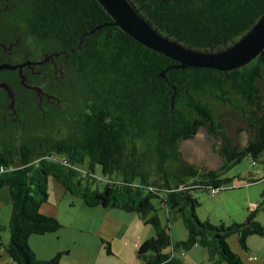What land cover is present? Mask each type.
Here are the masks:
<instances>
[{
  "label": "trees",
  "instance_id": "1",
  "mask_svg": "<svg viewBox=\"0 0 264 264\" xmlns=\"http://www.w3.org/2000/svg\"><path fill=\"white\" fill-rule=\"evenodd\" d=\"M11 1L16 8L4 14L5 31L16 29L25 55L48 60L36 66V75L29 68L23 75L19 69L0 73L14 96L0 90V190L11 193V263L61 264L67 254L41 260L30 245L32 236L64 228L41 212L53 178L90 208L136 214L153 226L156 235L138 248L142 264H184L177 251L194 246L204 247L214 264H244L228 238L237 235L247 250L250 236L264 238V226L254 212L244 224L201 221L192 191L221 192L230 179L180 165L179 145L208 128L223 137L226 169L248 155L264 164V51L229 72L178 69V62L110 25L114 21L98 0ZM129 1L162 35L201 52L224 51L264 17V0ZM208 96L238 111L254 129L246 147L233 146ZM58 123L60 136H53L48 130ZM154 199L180 215L187 240H173ZM103 243L111 254V243Z\"/></svg>",
  "mask_w": 264,
  "mask_h": 264
},
{
  "label": "rangeland",
  "instance_id": "2",
  "mask_svg": "<svg viewBox=\"0 0 264 264\" xmlns=\"http://www.w3.org/2000/svg\"><path fill=\"white\" fill-rule=\"evenodd\" d=\"M43 60L41 57L35 59V61H39L38 63ZM260 84L264 99V80ZM207 100L211 102L218 122L224 127L233 146L246 147L255 137L254 129L232 107L215 102L210 96L207 97ZM65 127L67 128L66 125ZM59 129L60 123L55 125L54 129H49L48 132L53 136H60ZM224 147L222 135L220 133L212 134L208 128H201L193 139L185 140L179 145L180 165H192L201 172L217 171L223 173L222 177L230 179V182L224 184L223 190L217 194L207 188H198L192 191L193 196L200 202L196 211L198 218L216 226L222 223L232 226L233 224H244L249 215L254 212L256 220L264 226V206L262 205L264 201V164L262 160H256L248 155L241 162L226 169L227 158L224 154ZM177 165L179 166V164ZM96 176H102L99 166L96 167ZM253 180L258 182L252 183ZM49 196L51 205L48 206L49 211L57 212L60 209L59 219H56L64 224V228L59 233L66 235L63 237L66 246L77 247L72 251L73 256L66 257L63 264H89V259L92 263L98 260L99 264H118L121 263L122 258L130 257L131 252L133 255V250H137L136 246L141 245L142 238L148 236L149 232L155 234L154 227L145 225L136 214L106 210L102 207H88L83 199L68 193L53 178L49 181ZM153 201L158 208L157 214L162 224L170 227L173 240H179V242L187 240L188 230L180 215L174 212L169 213L159 199ZM11 215L10 189L4 187L0 190V237L4 240L3 243H0V254L4 253V246L10 243L8 233L10 234ZM110 225L113 227L111 230H123V232L112 239L113 241L107 240L112 244L114 256H107L105 249L99 257L102 233ZM35 237L43 239V236ZM47 237L56 239L57 236ZM1 240L0 242H2ZM228 243L231 250L242 259L244 264H264V238L257 235L250 236L246 244L247 250L242 248L237 235L230 236ZM177 256L184 264H214L209 260L207 250L200 246L180 249L177 251ZM87 257H89L88 260Z\"/></svg>",
  "mask_w": 264,
  "mask_h": 264
},
{
  "label": "water",
  "instance_id": "3",
  "mask_svg": "<svg viewBox=\"0 0 264 264\" xmlns=\"http://www.w3.org/2000/svg\"><path fill=\"white\" fill-rule=\"evenodd\" d=\"M113 19L112 26L121 28L146 47L162 53L179 63L178 69L208 68L222 72L233 71L249 65L264 51V17L239 41L222 52H201L188 48L179 41L162 35L136 10L129 0H98ZM48 61V60H44ZM36 63L40 65L42 63ZM34 63L26 62L16 66L2 65L4 69H20ZM22 82L25 77L22 76ZM8 91H10L8 89Z\"/></svg>",
  "mask_w": 264,
  "mask_h": 264
},
{
  "label": "crops",
  "instance_id": "4",
  "mask_svg": "<svg viewBox=\"0 0 264 264\" xmlns=\"http://www.w3.org/2000/svg\"><path fill=\"white\" fill-rule=\"evenodd\" d=\"M254 205L256 206V204H254ZM48 206H51V205L50 204L44 205L41 209V212L47 216H51V217L59 219L60 209L57 212H53V211H49ZM111 227L112 226L110 225L109 228L105 232L102 233L103 239L101 242L102 246H101V250L99 251V257H101V255L104 252L103 250H105L103 241H105V242L107 240L111 241L118 234H121L123 232V230H115V229L111 230ZM114 232H115V234L113 235ZM149 233H148V236H145L142 238L141 245L143 242H145L146 240H148V239H150L156 235V233L155 234L152 232L150 234ZM103 234H105V235H103ZM8 235H9V239H10V234L8 233ZM47 236H57V237H56V239H53V237H47ZM64 236H66V235H62V233H59V232L55 233V234H51V235L50 234L45 235V236H43V239H37L35 236H32L30 239V245L34 249V251L36 252L38 258L41 260L50 259V258L54 257L59 252H67V254L64 255L62 258L61 264H63L64 260H66L65 258L66 257L71 258V256H73L72 251L77 248L76 246H73V248L66 246V241L63 240ZM0 240L2 241L0 243L4 242L3 238H1V237H0ZM175 242H179V240H176ZM8 244L9 243H7L6 246H4L5 247L4 253L0 254V264H11V262H12L9 254L6 251V247L8 246ZM141 245L139 244V246H141ZM139 246L138 245L136 246L137 250H135V251L133 250V255L131 252L130 257H128L126 259L122 258L121 263L119 262L118 264H142V262L139 260L138 255H137ZM64 247H67V248H64ZM111 248H112V244H111ZM106 253H107V251H106ZM106 255L107 256H114V250L112 249V253L111 254L107 253ZM88 259H89V257H87V260ZM89 264H99V263H98V260L97 261L95 260L94 263H92L89 259Z\"/></svg>",
  "mask_w": 264,
  "mask_h": 264
},
{
  "label": "flooded vegetation",
  "instance_id": "5",
  "mask_svg": "<svg viewBox=\"0 0 264 264\" xmlns=\"http://www.w3.org/2000/svg\"><path fill=\"white\" fill-rule=\"evenodd\" d=\"M15 4L13 1L11 0H0V66L2 65H11V66H15V65H19V64H24L26 62L29 63H34L31 64L30 66H26L23 68L22 70V75H23V71L25 70V68H29L30 71H32L33 74H37L38 72H36V66L39 61H35L33 59H31L30 57H28L27 55H25L23 53V51L21 50V46H19L18 41L16 40V29H15V34L13 33V29H11V33L6 32L4 24H3V17L4 14H12L15 11ZM3 34H5V36H7L6 40H2L3 38ZM16 40V41H15ZM5 58H8L11 61H17L20 60L21 61L15 65L13 64H5V63H1ZM30 58V59H29ZM4 70H12V69H4ZM2 70V71H4ZM0 71V73L2 72ZM10 90L9 93L11 95V97L14 99L13 93H12V89H10L8 87V85L6 83H3L0 80V90ZM13 102V101H12ZM11 106H14V102L12 103Z\"/></svg>",
  "mask_w": 264,
  "mask_h": 264
},
{
  "label": "built area",
  "instance_id": "6",
  "mask_svg": "<svg viewBox=\"0 0 264 264\" xmlns=\"http://www.w3.org/2000/svg\"><path fill=\"white\" fill-rule=\"evenodd\" d=\"M2 170H4V169H2ZM213 192H214V194H216V193H218L219 192V190L217 189V190H212ZM11 264H15L14 262L13 263H11Z\"/></svg>",
  "mask_w": 264,
  "mask_h": 264
}]
</instances>
